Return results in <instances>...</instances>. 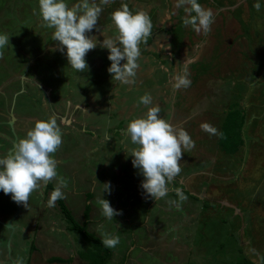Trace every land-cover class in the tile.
Instances as JSON below:
<instances>
[{
	"label": "rangeland",
	"instance_id": "374dc122",
	"mask_svg": "<svg viewBox=\"0 0 264 264\" xmlns=\"http://www.w3.org/2000/svg\"><path fill=\"white\" fill-rule=\"evenodd\" d=\"M198 3L215 16L207 35L183 25L186 13L175 7L176 0L103 5L97 28L87 33L97 47L86 55L88 70L79 73L68 64L66 49L58 50L54 29L42 26L38 0H0V34L9 37L0 49V94L13 84L5 94L9 101L0 98V158L36 121L54 115L63 142L53 154L58 177L50 183L67 182L62 191L79 221L90 204V231L101 238L97 228L103 226L119 236L108 264H264V0ZM122 4L133 13H148L153 23L131 85L113 80L109 50L100 46L104 36L117 35L111 14ZM185 71L191 86L174 90V77ZM145 93L161 107V118L195 141L183 154L182 171L168 185V195L157 201L142 189L144 177L127 153L136 146L124 135L130 121L146 114L144 105L137 106ZM236 109L245 116L244 143L226 153L219 137L200 125L220 131ZM106 183L110 193L103 198L122 212L112 220L97 203ZM48 184L32 193L27 208L0 191V264H60L50 263L51 256L87 264L81 254L90 244L68 228L57 204L48 206ZM177 188L186 200H179Z\"/></svg>",
	"mask_w": 264,
	"mask_h": 264
},
{
	"label": "clouds",
	"instance_id": "9594fccd",
	"mask_svg": "<svg viewBox=\"0 0 264 264\" xmlns=\"http://www.w3.org/2000/svg\"><path fill=\"white\" fill-rule=\"evenodd\" d=\"M38 2L41 24L54 29L52 39L61 53L66 49L70 67L79 73L88 70L85 58L90 50L97 47V41L87 33L97 28L103 11L102 6L110 4L113 0H99V4L96 0H79L72 6H69L66 0ZM175 7L184 8L185 27L190 26L197 34L207 35L211 32V26L215 22L211 9L204 8L198 0H176ZM254 7L257 12L260 11L259 3ZM111 20L117 35L104 36L100 46L109 50L108 59L111 65L108 72L113 80L131 85L135 83L140 67V45L148 42L153 32V23L148 13L143 10L133 13L127 4H122L119 9L113 11ZM7 45L9 37L0 34V49ZM2 57L3 52L0 51V58ZM122 61L126 63L122 64ZM172 86L174 90L190 87L191 80L187 72L174 77ZM141 104L147 108L146 114L130 121L124 135L130 137L131 144L136 146L127 153L133 157V167L139 169L144 177L141 187L146 196L157 201L168 195V185L182 171L180 162L183 154L195 147V141L183 127L177 128L159 116L162 109L158 104L153 106L150 93H145L139 98L137 106ZM200 127L211 136L224 137L222 132L207 122L202 123ZM62 135L54 115L48 120L36 121L34 127L27 131L26 137L19 139L11 152L0 158V191L6 195L10 194L14 202L27 208L32 193L58 177L57 160L53 158V154L62 145ZM107 139L110 140L111 137ZM103 185L105 187L101 196L97 197V203L101 207V214L112 220L122 212L114 209L110 202L103 198L104 192L110 193V184ZM66 187L67 182L59 178L47 201L49 207H55L58 200L66 199V194L62 191ZM175 192L180 201L187 199L181 189L177 188ZM169 203L175 204L176 201ZM97 231L100 232L101 243L106 248L114 249L120 243L119 236L103 231V226H99Z\"/></svg>",
	"mask_w": 264,
	"mask_h": 264
},
{
	"label": "trees",
	"instance_id": "16d2710c",
	"mask_svg": "<svg viewBox=\"0 0 264 264\" xmlns=\"http://www.w3.org/2000/svg\"><path fill=\"white\" fill-rule=\"evenodd\" d=\"M244 120L245 116L239 109L230 111L225 117L220 130V132L224 134V137H219L218 142L226 153H236L243 145L244 140L241 136V129L243 128ZM47 187L48 190L52 192L56 185L49 183ZM90 199L91 198H89V200ZM56 204L64 218L67 220L69 228L81 234L82 237L90 244L87 251H85L86 253L83 252L81 254V257L87 260V264H108L113 258V249L103 246L101 238L89 230L88 223L90 221V204L86 205L84 213L85 219L83 221H79L73 214V210L67 204L66 199H60L56 202ZM36 248L37 247L33 245L31 247V252L36 250ZM48 261L50 263L56 262L60 264H71L73 257L51 256Z\"/></svg>",
	"mask_w": 264,
	"mask_h": 264
},
{
	"label": "flooded vegetation",
	"instance_id": "af4514ba",
	"mask_svg": "<svg viewBox=\"0 0 264 264\" xmlns=\"http://www.w3.org/2000/svg\"><path fill=\"white\" fill-rule=\"evenodd\" d=\"M8 77H9V76H8ZM12 85H13V84H12ZM12 85L9 86V84H8V85L6 86V87H7V90H5L2 94H0V98H1V99H4V98H5V99L8 100V96H6L5 94H6V92H8V90H10V89L12 88V87H11ZM8 101H9V100H8ZM13 102H15V101H13ZM70 104H71V103H70ZM65 107H66V111H68V110L70 109V107H67V104H66ZM63 108H64V107H63ZM13 109L16 110V102H15V104H14ZM73 111H74V110H72V112H73ZM12 117L14 118L15 116L13 115ZM12 117H11V118H12ZM11 118H10V119H11ZM13 120H14V119H13ZM10 122H11V121L9 120V124H10ZM14 130H15V129H13V131H14ZM49 192H50V191H49ZM35 236H36V235H35ZM35 236L33 237L34 242H35V239H36V237H37V236H36V237H35ZM5 262H6V261H4V263H5ZM28 264H29V262H28Z\"/></svg>",
	"mask_w": 264,
	"mask_h": 264
},
{
	"label": "crops",
	"instance_id": "0c3cea01",
	"mask_svg": "<svg viewBox=\"0 0 264 264\" xmlns=\"http://www.w3.org/2000/svg\"><path fill=\"white\" fill-rule=\"evenodd\" d=\"M17 98H18V96H17ZM62 120H61V122H63L64 121V118H61ZM86 200H89V198H86ZM86 204H88V202H86L85 203V205H84V212H83V214L85 213V210H86Z\"/></svg>",
	"mask_w": 264,
	"mask_h": 264
}]
</instances>
